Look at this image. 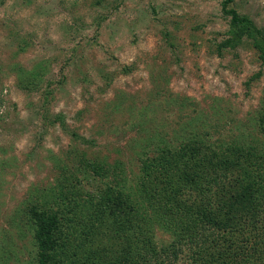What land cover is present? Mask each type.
Returning <instances> with one entry per match:
<instances>
[{
  "label": "rangeland",
  "instance_id": "obj_1",
  "mask_svg": "<svg viewBox=\"0 0 264 264\" xmlns=\"http://www.w3.org/2000/svg\"><path fill=\"white\" fill-rule=\"evenodd\" d=\"M225 2L0 0V264H38L24 213L52 203L78 218L66 230L77 243L81 233L79 253L110 242L126 254L138 225L158 249L169 245L185 229L142 202L143 164L148 173L161 164L182 129L264 147V58L245 35L223 48L235 31L229 11L264 38V0ZM40 61L42 81L29 86L23 78ZM115 189L136 204L117 223L141 224L112 223L124 198Z\"/></svg>",
  "mask_w": 264,
  "mask_h": 264
},
{
  "label": "trees",
  "instance_id": "obj_2",
  "mask_svg": "<svg viewBox=\"0 0 264 264\" xmlns=\"http://www.w3.org/2000/svg\"><path fill=\"white\" fill-rule=\"evenodd\" d=\"M230 1L226 0L224 7ZM226 13L232 15L231 25L235 31L223 48H234L245 35L253 39L263 59L264 38L259 30L246 17L233 11ZM45 69L40 61L34 70L27 72L24 83L32 86L42 81ZM259 121L264 132V117ZM180 132L178 138L165 144L166 148L160 152L161 164H149L152 172L148 173V165L143 164V178L135 186L142 202H146L158 218L162 219L165 213L182 220L179 225L185 232L177 235L175 242L158 249L143 232L146 228L138 225L130 227L125 235L128 239L126 254L115 255L110 242L79 253L81 233L77 230V243L72 237L74 234L66 230V225L77 222L78 218L66 216L63 208L53 203L52 208L44 206L42 210L32 206L26 208L24 214L33 220L38 264H152L150 259L144 258L146 254L155 259V264H264V147L254 144L246 147L234 142L211 144L207 141L210 138L207 129ZM114 192L118 193L116 189ZM119 194V200L124 198L122 202L115 201L112 223L141 224L142 219L133 222L126 218L117 223L116 213L121 214L136 205L126 198H130V191L121 197ZM94 216L100 225L105 223V213ZM81 218L85 221L83 216ZM112 223L110 232L115 233ZM187 242L190 253L185 256L183 248Z\"/></svg>",
  "mask_w": 264,
  "mask_h": 264
}]
</instances>
